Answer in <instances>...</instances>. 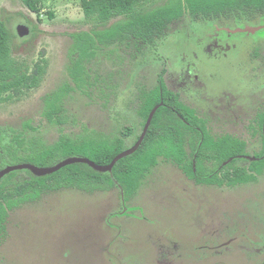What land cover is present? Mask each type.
Returning <instances> with one entry per match:
<instances>
[{
  "label": "rangeland",
  "instance_id": "rangeland-1",
  "mask_svg": "<svg viewBox=\"0 0 264 264\" xmlns=\"http://www.w3.org/2000/svg\"><path fill=\"white\" fill-rule=\"evenodd\" d=\"M0 21L13 35L18 61L32 71L48 60L39 87L0 104V125L30 121L50 143L61 134L83 136L85 127L113 133L136 126L139 133L138 91L154 88L165 70L169 89L197 110L214 138L230 133L245 140L250 158L261 149L264 24L196 22L185 14L155 46L133 42L101 50L90 64L96 86L71 92L66 121L56 125L42 114L44 97L73 79L72 34L102 26L87 19L82 0H41L38 13L22 0H0ZM21 24L30 31L25 37L18 33ZM257 177L233 186L197 183L159 158L129 199L121 186L104 180L93 190L87 184L47 192L10 211L0 264H264V171Z\"/></svg>",
  "mask_w": 264,
  "mask_h": 264
},
{
  "label": "trees",
  "instance_id": "trees-1",
  "mask_svg": "<svg viewBox=\"0 0 264 264\" xmlns=\"http://www.w3.org/2000/svg\"><path fill=\"white\" fill-rule=\"evenodd\" d=\"M22 1L33 12L41 10V0ZM82 8L87 19L102 28L72 34L74 42L69 53L68 73L73 79L70 85L62 89L57 87L44 97L42 114L51 124L65 123V100L71 92L79 88L89 92L96 86L90 64L101 50L112 51L125 44L129 47L133 42L155 46L167 36L169 27L185 14L196 22L220 21L237 27L241 23L264 22V0H82ZM12 43V33L6 23L0 21V104L12 100L15 92L39 87L47 73L46 58L36 62L31 71L30 65L13 56ZM156 78L154 88L147 90L141 86L138 91L139 133L135 131L136 126H126L113 133L85 127L83 136L61 134L50 143L30 121L24 122L22 127L0 125V171L20 163L48 167L75 156L108 165L138 141L151 111L163 103L140 147L120 159L112 171L101 172L89 164L75 163L52 174L40 175L30 169L6 174L0 180V239L7 234L11 210L50 191L64 187L85 188L87 184L92 185L93 190L98 188L96 182L104 180L110 186H121L129 199L138 191L148 172L157 166L159 158L179 166L197 183L233 186L255 181L257 175L263 173L264 113L259 114L258 124L262 133L261 149L254 157H246L248 144L245 140L232 134L214 138L206 121L198 122L197 110L169 89L165 70ZM130 136H134V140L128 145L126 140ZM23 173L26 176L19 177Z\"/></svg>",
  "mask_w": 264,
  "mask_h": 264
},
{
  "label": "water",
  "instance_id": "water-1",
  "mask_svg": "<svg viewBox=\"0 0 264 264\" xmlns=\"http://www.w3.org/2000/svg\"><path fill=\"white\" fill-rule=\"evenodd\" d=\"M261 29L260 27L258 28H245V29H234V30H229L233 33L236 32H244V31H257ZM29 29L26 25L21 24L18 27V33L21 37H25L28 33H29ZM160 105H157L156 107H154V109L151 111L148 120L144 126V129L141 133L140 138L138 139V141L130 148L126 149L125 151L121 152L120 154H118L113 161L108 164V165H100L98 163H96L95 161H93L92 159L88 158V157H82V156H75V157H70L67 158L63 161L58 162L57 164L53 165V166H48V167H40L37 165H34L32 163H20V164H14V165H8L6 166L4 169H2L0 171V180L8 173L15 171V170H21V169H30L32 171H34L37 174H52L58 170H60L61 168L71 165V164H75V163H86L89 164L90 166H92L95 170L97 171H101V172H107V171H112L113 167L115 166V164L122 158L133 154L142 144L148 129L150 127V124L152 122V119L157 111V109L159 108ZM254 159V158H253Z\"/></svg>",
  "mask_w": 264,
  "mask_h": 264
},
{
  "label": "flooded vegetation",
  "instance_id": "flooded-vegetation-1",
  "mask_svg": "<svg viewBox=\"0 0 264 264\" xmlns=\"http://www.w3.org/2000/svg\"><path fill=\"white\" fill-rule=\"evenodd\" d=\"M261 24H264V22L261 23ZM259 25H260V24H259ZM230 32H231V31H230ZM232 33H233V32H232ZM262 113H264V112H262ZM262 113H258V114H257V118H258V120H260V119H259V114H262ZM256 120H257V119H256ZM257 123H258V122H257ZM258 124H259V123H258ZM228 134H230V133H228Z\"/></svg>",
  "mask_w": 264,
  "mask_h": 264
}]
</instances>
